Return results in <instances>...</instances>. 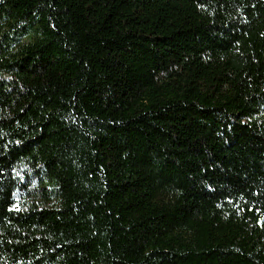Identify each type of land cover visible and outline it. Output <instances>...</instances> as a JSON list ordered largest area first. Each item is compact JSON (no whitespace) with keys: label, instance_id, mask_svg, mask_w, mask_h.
<instances>
[{"label":"trees","instance_id":"1","mask_svg":"<svg viewBox=\"0 0 264 264\" xmlns=\"http://www.w3.org/2000/svg\"><path fill=\"white\" fill-rule=\"evenodd\" d=\"M0 264H264V0H0Z\"/></svg>","mask_w":264,"mask_h":264}]
</instances>
